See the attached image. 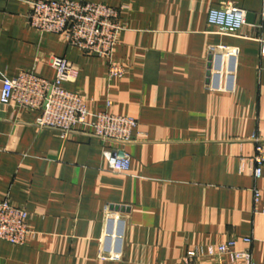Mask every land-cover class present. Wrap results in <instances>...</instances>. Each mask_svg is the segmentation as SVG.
<instances>
[{
	"label": "crops",
	"instance_id": "crops-1",
	"mask_svg": "<svg viewBox=\"0 0 264 264\" xmlns=\"http://www.w3.org/2000/svg\"><path fill=\"white\" fill-rule=\"evenodd\" d=\"M31 1L56 0H0V90L23 72L54 80L64 57L78 74L62 87L89 122L107 111L137 127L112 145L130 159L117 175L88 125L64 134L39 128L40 111L0 106V201L26 211L31 232L22 246L0 241V264H218L206 249L229 240L264 264V174L251 163V138L264 139V0H72L119 10L114 79L104 57L33 29ZM230 4L246 25L220 35L208 12ZM212 47L237 52L230 91L207 87ZM107 207L125 211L117 261L99 257ZM193 251L204 254L187 261Z\"/></svg>",
	"mask_w": 264,
	"mask_h": 264
},
{
	"label": "built area",
	"instance_id": "built-area-1",
	"mask_svg": "<svg viewBox=\"0 0 264 264\" xmlns=\"http://www.w3.org/2000/svg\"><path fill=\"white\" fill-rule=\"evenodd\" d=\"M28 4L30 9L27 19L33 29L40 34H53L82 53L104 57L107 60L109 79L123 76L122 66L113 60L117 37L123 30L119 23L118 9L104 4L72 0L31 1ZM245 17V11L230 4L219 9H210L207 23L220 35L233 36L246 25ZM217 49L222 53H217ZM209 54L211 66L208 71V89L230 91L236 50L212 47ZM261 55L264 58V44ZM51 67L55 70L52 81L29 72L20 73L13 79H4L0 90V106L12 107L17 112L40 111L36 121L39 128L64 134L78 125H88L96 138L111 145L110 149L103 152L109 171L117 175L128 173L129 157L112 145L120 146L132 141V134L137 127L136 119L101 111L93 115L89 122L90 114L82 99L62 87L64 83L76 79V67L64 57L53 58ZM251 142L254 146L251 158L252 176L257 180L264 174V139L254 135ZM253 195L254 201H258V191L254 190ZM261 214L264 215V209ZM26 220V211L12 206L7 200L0 201V241L14 246L25 244L31 235ZM104 223L105 232L100 241L99 257L101 260L117 261L121 258L123 221L115 211L107 207ZM243 242L248 244L250 240L244 239ZM236 245L235 240H229L215 247H208L205 255L215 257L218 264H254L251 253L237 251ZM202 254L204 252H190L187 261Z\"/></svg>",
	"mask_w": 264,
	"mask_h": 264
},
{
	"label": "water",
	"instance_id": "water-1",
	"mask_svg": "<svg viewBox=\"0 0 264 264\" xmlns=\"http://www.w3.org/2000/svg\"><path fill=\"white\" fill-rule=\"evenodd\" d=\"M112 210L113 211H119L120 210L122 213L125 212L124 209H122V208L119 209V207H112Z\"/></svg>",
	"mask_w": 264,
	"mask_h": 264
},
{
	"label": "rangeland",
	"instance_id": "rangeland-1",
	"mask_svg": "<svg viewBox=\"0 0 264 264\" xmlns=\"http://www.w3.org/2000/svg\"><path fill=\"white\" fill-rule=\"evenodd\" d=\"M120 209V208H119ZM115 213L118 214V217H121L120 214H122V212L119 210V211H115Z\"/></svg>",
	"mask_w": 264,
	"mask_h": 264
}]
</instances>
